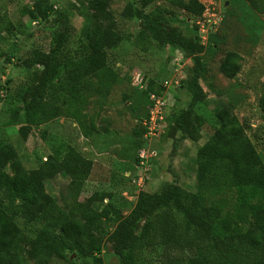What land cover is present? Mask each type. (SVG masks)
<instances>
[{"label": "rangeland", "instance_id": "1", "mask_svg": "<svg viewBox=\"0 0 264 264\" xmlns=\"http://www.w3.org/2000/svg\"><path fill=\"white\" fill-rule=\"evenodd\" d=\"M34 1L0 0V12L7 14L14 24L10 32H0V91L3 92L0 97V169L10 174L20 167L28 172L37 171L44 161L59 163L72 146L93 161L79 199L94 192L109 195L102 202L94 203L97 208L111 202L124 217L133 208L140 190L162 192L168 185L176 184L198 193L206 204L222 207L225 212L235 209L236 188L202 183L197 154L218 125L216 111L225 106L243 124L264 164V114L259 109L264 89V11L256 12L248 0H201L205 5L201 16H194L165 0H152L144 7L139 0H48L52 11L47 19L40 20L30 13ZM128 2L132 3L135 13L125 17L122 10ZM138 9L152 12L166 29L173 28L197 44L202 62L199 82L205 99L194 109L190 136H182L173 120L190 100L186 82L192 77L194 62L179 46L160 43L137 15ZM107 14L113 16L114 29L121 35L116 45L105 49L108 64L118 73V78L104 101L91 95L81 110L86 115L84 126L89 130L93 123L95 128L85 137L73 118L61 114L39 126L32 125L27 138L23 139L20 128L27 123L25 106L31 101L42 72L35 52H48L56 36L66 33L67 40L58 53L60 64L54 77L57 78L63 61L81 53L83 29ZM142 28L147 33L140 39L138 33ZM228 51L238 54L240 64L239 72L232 78L219 69ZM149 81L153 82L154 89L163 87L160 93L167 97V105L162 125L164 133L145 139L135 133V128L149 108L146 89ZM55 105L61 110L64 108L61 100ZM31 115L34 117V113ZM6 146L13 148L15 154L8 155ZM142 148L157 151L155 157H148L146 171L136 163ZM56 172L55 177L41 182L45 192L62 205L70 178L58 164ZM0 201L8 208L1 192ZM168 208L161 205L130 228L131 235L144 246L140 264H165L164 240L159 230L161 221L157 222L156 213H167L174 223L180 222ZM146 219L155 221L159 229L146 230ZM18 222L27 232L34 233L40 227L23 215H19ZM117 223L104 219L100 251L87 256L66 251L63 257L55 256L50 264H99L97 258L102 264H120L108 237ZM177 226L178 237L185 236V228Z\"/></svg>", "mask_w": 264, "mask_h": 264}, {"label": "trees", "instance_id": "2", "mask_svg": "<svg viewBox=\"0 0 264 264\" xmlns=\"http://www.w3.org/2000/svg\"><path fill=\"white\" fill-rule=\"evenodd\" d=\"M151 1L139 0L143 7ZM165 1L194 16H201L205 10L201 0ZM248 2L256 12L264 11V0ZM52 8L48 0H35L30 13L45 20ZM136 11L160 43L179 46L194 62L192 77L186 82L190 100L173 120L182 136H190L194 109L205 99L199 82L202 62L197 44L173 28L166 29L156 21L152 12ZM133 13V5L128 2L122 15L130 17ZM13 28L9 16L0 12V32H10ZM146 33L147 30L142 28L138 37L143 39ZM66 40V33L61 32L48 52H35L42 72L31 101L25 106L27 123L20 128L23 139L27 138L32 125L39 126L61 114L73 118L83 136L87 137L95 126L92 123L89 130L84 126L86 115L81 110L91 95L98 97L100 102L104 101L118 78V73L108 64L105 51L121 40V35L114 29L111 14L97 17L83 29L81 53L66 58L54 78L60 64L58 53ZM219 69L226 77H234L240 70L238 54L228 51ZM162 88L154 89L153 82L149 81L147 94L161 95ZM60 100L64 104L62 110L55 105ZM259 109L264 114V89L259 98ZM215 116L218 125L198 150L199 179L212 186L236 188L235 209L225 212L222 207L206 204L198 193L176 184L168 185L162 192L140 190L133 208L124 217L111 202L97 208L94 203L102 202L109 195L94 192L79 199L93 161L69 146L57 163L70 178L62 205L58 204L56 197L45 192L41 182L55 177L56 163L44 161L37 171L29 172L20 167L13 174L0 169V192L8 203L5 208L0 201V264H50L55 256L63 257L66 251L92 255L101 249L104 219L118 221L108 237L120 264H140L139 256L144 246L131 235L130 228L161 205L169 207L172 215H177L180 221L174 223L167 213H156L157 222L161 221L159 229L155 221L146 219V230H160L165 264H264V164L245 127L227 107H221ZM141 122L135 128L139 135L144 133ZM6 153L12 156L15 150L6 146ZM19 215L27 221L39 223L40 227L34 233L27 232L18 222ZM177 225L185 228V236L178 237ZM97 261L102 264L100 258Z\"/></svg>", "mask_w": 264, "mask_h": 264}, {"label": "built area", "instance_id": "3", "mask_svg": "<svg viewBox=\"0 0 264 264\" xmlns=\"http://www.w3.org/2000/svg\"><path fill=\"white\" fill-rule=\"evenodd\" d=\"M205 39V38H204ZM163 86H165L163 84ZM0 96H3V92L0 91ZM150 104L148 108L147 116L142 119V125L144 126V133L143 137L147 139L150 136L157 135L164 133L162 128L163 120L165 117V106L167 105V97L164 95H157L155 93H149ZM157 155V151L150 148H142L139 151L136 159V163L138 167H141L143 171L144 166L148 163V157H155ZM141 178L139 177V181Z\"/></svg>", "mask_w": 264, "mask_h": 264}]
</instances>
